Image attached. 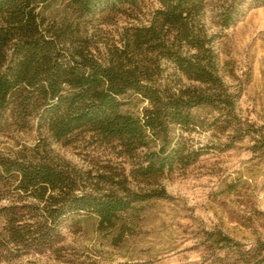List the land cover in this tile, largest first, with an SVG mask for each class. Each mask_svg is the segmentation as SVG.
Returning a JSON list of instances; mask_svg holds the SVG:
<instances>
[{
	"label": "rangeland",
	"instance_id": "rangeland-1",
	"mask_svg": "<svg viewBox=\"0 0 264 264\" xmlns=\"http://www.w3.org/2000/svg\"><path fill=\"white\" fill-rule=\"evenodd\" d=\"M229 4L231 18L224 24L220 13ZM160 6L158 0H135L79 15L56 0L45 15L57 22L65 17L80 39L72 45L104 61L118 54L135 28L148 25ZM193 23L219 87L187 78L146 46L126 54L148 65L160 87L206 93L221 88L234 102L232 116L221 104L192 107L195 122L169 125V146L180 150L181 159L148 179L132 176L136 162L119 155L118 148L83 137L64 144L34 122L1 132L0 154L44 153L76 170L88 188L95 184L119 194H155L129 204L112 224L100 225L95 214L68 217L59 223V241L53 245L18 248L0 235V264H251L248 250L264 241V2L204 0ZM179 49L188 55L195 51L183 45ZM119 98L120 110L133 116L148 106L139 94ZM3 188L14 195L12 184ZM8 198L3 196L0 206ZM1 225L0 218V231ZM218 234L230 240L217 242Z\"/></svg>",
	"mask_w": 264,
	"mask_h": 264
},
{
	"label": "trees",
	"instance_id": "trees-1",
	"mask_svg": "<svg viewBox=\"0 0 264 264\" xmlns=\"http://www.w3.org/2000/svg\"><path fill=\"white\" fill-rule=\"evenodd\" d=\"M53 1L0 0V133L34 122L47 137L64 144L83 137L118 148L119 155L135 160L132 176L148 179L181 159L180 150L169 146V125L187 127L195 122L192 107L221 104L232 116L234 102L221 88L206 93L200 88L160 87L148 65L126 54L146 46L149 53L169 59L187 78L219 87L211 57L203 55L204 39L193 23L204 0H158L161 6L150 23L135 28L118 54L104 61L72 45L80 39L65 17L48 20L45 9ZM59 1L81 15L135 0ZM232 10L231 4L222 9L224 24ZM182 45L194 53L182 54ZM128 93L147 100L141 116L120 110L119 97ZM6 184H12L14 195L4 193ZM154 194H119L95 184L88 188L76 170L44 153L0 154V199L11 198L0 206V235L18 248L53 245L59 241L58 226L64 219L95 214L100 225L112 224L129 204ZM24 197L31 202H21ZM215 240L230 239L218 234ZM248 252L251 264H264V241H256Z\"/></svg>",
	"mask_w": 264,
	"mask_h": 264
}]
</instances>
